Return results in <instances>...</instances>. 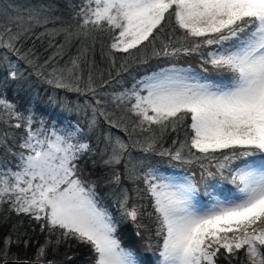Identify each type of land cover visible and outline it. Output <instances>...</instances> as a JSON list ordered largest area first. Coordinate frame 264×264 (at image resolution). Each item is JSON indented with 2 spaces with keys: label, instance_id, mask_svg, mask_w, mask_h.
<instances>
[{
  "label": "snow or ice",
  "instance_id": "snow-or-ice-1",
  "mask_svg": "<svg viewBox=\"0 0 264 264\" xmlns=\"http://www.w3.org/2000/svg\"><path fill=\"white\" fill-rule=\"evenodd\" d=\"M11 8V4L0 8L8 21L0 22V49L7 50L0 55V66L6 65L7 78L17 80L22 75L11 53L34 67L46 83L84 95V108L92 112L86 128L77 123L49 129L41 120L34 129L33 113L24 116L0 96V120L5 113V123L14 117L17 123L10 126L15 128L22 127L19 121L23 120L26 133L18 152L8 149L18 158L15 170L0 167V207L7 204L9 211L28 216L47 234L42 243L37 242L34 259L21 261L13 256L16 264H54L46 260L49 251L69 241L90 246L93 264H144L138 250L125 246L120 238L121 221L100 203L96 183L82 175L79 164L89 153L99 156L105 179L119 189L121 220L136 224L145 253L157 256L154 264H218L221 257L231 264L241 251L244 264H264V0H85L76 13L80 23L74 35L87 39L91 31L107 32L110 57L111 50L131 56L130 50L140 51L146 41L154 44L166 25H172L173 32L178 29L182 34L161 41V50L153 48V55L198 53L201 72L208 73L204 65H210L216 73L230 74V82L221 86L192 69L160 68L115 98L119 104L127 102L126 114L119 117L107 112L101 99L93 103L87 98L97 96L90 76L87 85L80 87L76 69L88 49L70 58L71 67L53 68L45 77L43 69L62 54L63 45L37 66L38 58H30L31 49L21 51L28 29L19 27L22 18L11 16ZM205 48L206 52L201 51ZM99 117L127 139L109 131L100 141L103 147L98 143L93 150L89 134L97 129ZM180 128H185V140L179 147L173 140V147L161 146L157 151L164 136ZM137 130L151 135L141 143L133 139ZM138 146L145 153L156 151L170 163L198 166L199 180L194 171L177 179L162 175L155 166L141 174L136 165L130 167V148ZM124 177L143 182L152 211L130 204L129 189L121 186ZM217 178L228 180L235 194L221 198L205 188L209 202L199 205L200 185L214 189L208 182ZM133 191L140 198L141 189ZM144 215L152 219L154 229L138 222ZM31 239L27 232L6 236L0 251L3 264H8L13 244L28 248Z\"/></svg>",
  "mask_w": 264,
  "mask_h": 264
},
{
  "label": "trees",
  "instance_id": "trees-1",
  "mask_svg": "<svg viewBox=\"0 0 264 264\" xmlns=\"http://www.w3.org/2000/svg\"><path fill=\"white\" fill-rule=\"evenodd\" d=\"M85 0H0V8L4 5L11 4L9 9L10 15L13 17L19 16L22 19L18 22L19 27L28 29L24 38L21 40V51L25 52L32 50L30 58L33 56L37 59V66L44 64V61L52 57L57 52L58 46L63 45L61 55L55 58L47 65L44 71V76L53 68L62 69L65 65L71 67L69 60L78 54V50L87 48L85 59L79 62V67L76 73L81 77L79 83L80 87L84 88L91 77L92 86L96 89L97 96L88 95V99L93 103L96 98L101 99L104 104L102 107L107 112H113L117 117L126 114V101L124 104H119L115 98L121 93L130 91L134 85H137L145 76L160 68L168 66H184L192 67L201 72L203 61L198 53L191 55L180 54L177 57H163L153 55V48L160 51L162 48L161 41L165 43L168 40L175 39L182 34L181 30L172 31V25H166L165 31L160 34V39H157L154 44H149L147 41L141 46V50H130L131 56L126 53L111 50L112 57L108 55L111 40L107 32L91 31L87 37L83 35L77 37L74 35L78 31L79 19L76 13L83 5ZM29 17L34 19L30 20ZM37 20L39 23H37ZM45 21H47L45 23ZM0 22L7 23L6 17L0 15ZM13 31L17 30V25L13 24ZM67 30V31H65ZM69 32L73 35L69 36ZM44 33V35H41ZM208 49H201L207 51ZM7 52L6 49H0V55ZM10 58L18 64V71L22 73L17 80H9L6 76V65L0 66V96L6 97L8 101L15 104L16 111L27 116L29 112L33 113V128L40 127L41 120L44 122L46 128L56 127L57 130L68 128L70 125L79 123L81 127L86 128L89 120L92 117L90 108H84L85 96L75 91H69L65 88H56L51 84L45 82V78L36 75L35 68L30 67L25 61H17L16 57L8 53ZM114 57V63H113ZM208 73L201 72L207 79L213 81L221 86L230 82V74H220L211 70L210 65ZM67 77L68 73H64ZM119 104V107L117 105ZM132 120L135 117H131ZM8 120L5 113L3 120H0V167H9L15 170V165L18 163V158L9 152L11 148L13 151H19L18 145L22 143L25 136L24 121H19L22 127L15 128L17 123L13 117L8 123L3 122ZM129 125L131 126V122ZM155 129V126H153ZM159 135L158 129H155ZM111 131L113 135H119L127 139L123 132L118 129L111 128L103 117L98 118V127L90 133L89 143L93 150L96 149L97 144L103 147L100 142L104 134ZM151 133H140L137 130L133 139H139L143 143L144 138L150 136ZM173 140L177 141L175 147H179V143L185 140V128L178 129L177 132L167 133L161 145H158L157 151L160 147H173ZM195 151V150H193ZM132 156V165H136L141 174L146 171L149 166L159 168L162 173H170L174 171L185 172L189 175L194 171L196 179L199 180L200 169L198 166H184L177 162H169L167 157H161L153 152H142L140 147L130 148ZM258 159V158H257ZM96 161V163H94ZM99 156L89 153L85 155L80 161V168L85 179L96 183V191L99 195L100 203L106 207L117 220L119 224V236L124 242L125 246H134L143 259L144 264H154L157 256L154 254L145 253L143 248V241L136 236V224L129 220H121L119 211L117 210V196L118 188H114L107 182L105 177L107 172L103 166L98 162ZM209 184L215 188H208L207 185H200V196L205 200L209 197L205 194V188L208 191H225L231 193L235 190L234 186L228 180L209 181ZM122 187L129 189L131 197L130 204H139L145 206V211H152L150 207V199L148 194L143 191L144 185L142 181H133L124 177L122 179ZM141 189L139 197L133 191L134 188ZM22 222V223H21ZM141 225H146L148 229H154L153 221L147 215L141 216L139 221ZM13 226H16V231H13ZM35 229V231H33ZM141 231H144L141 229ZM18 233L27 232L31 237L30 245L25 248L21 243L19 245L13 244L9 250L8 260L13 259V256L19 260H32L35 256L37 242L42 243L46 237V233H41L38 225L25 215H17L15 212L9 211V206L4 204L0 207V251L3 249V240L9 234L15 235ZM145 237L149 232H144ZM93 252L90 246L80 244L75 241H69L60 245L55 251H49L46 260L54 261V264H93ZM244 256L241 254L238 257H233L231 264H244ZM0 264H3V257L0 256ZM218 264H229V261L223 257L219 258Z\"/></svg>",
  "mask_w": 264,
  "mask_h": 264
},
{
  "label": "rangeland",
  "instance_id": "rangeland-1",
  "mask_svg": "<svg viewBox=\"0 0 264 264\" xmlns=\"http://www.w3.org/2000/svg\"><path fill=\"white\" fill-rule=\"evenodd\" d=\"M168 67H171V66H168ZM177 68H184V69H192V70H194L195 72H198V73H201V72H199L197 69H195V68H192V67H189V66H187V67H184V66H176ZM165 68V67H164ZM148 75H150V74H148ZM147 75V76H148ZM201 75L202 76H204L202 73H201ZM146 77V76H145ZM144 77V78H145ZM205 77V76H204ZM206 78V77H205ZM207 79V78H206ZM209 80V79H208ZM211 81V80H210ZM213 82V81H212ZM214 83V82H213ZM161 174L162 175H164V176H167V177H175V178H177V179H182L184 176H186V175H189V174H187V173H185V172H181V171H174V172H170V173H162L161 172ZM220 196H221V198H223V197H227V196H232V195H234L235 194V190H233L231 193H227V192H223V191H221L220 189L218 190V191H216ZM197 201H198V203H199V205H205V204H207L208 202H209V199H207V200H205L204 198H202L200 195L197 197Z\"/></svg>",
  "mask_w": 264,
  "mask_h": 264
},
{
  "label": "water",
  "instance_id": "water-1",
  "mask_svg": "<svg viewBox=\"0 0 264 264\" xmlns=\"http://www.w3.org/2000/svg\"><path fill=\"white\" fill-rule=\"evenodd\" d=\"M21 261H23V260H21ZM28 261H31V260H28ZM8 264H16V262L14 259H10V260H8Z\"/></svg>",
  "mask_w": 264,
  "mask_h": 264
}]
</instances>
